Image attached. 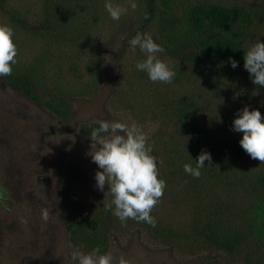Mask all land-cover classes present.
<instances>
[{"label": "trees", "instance_id": "obj_1", "mask_svg": "<svg viewBox=\"0 0 264 264\" xmlns=\"http://www.w3.org/2000/svg\"><path fill=\"white\" fill-rule=\"evenodd\" d=\"M16 1L24 0H0V24L13 29L14 42L19 35L37 37L42 47L25 64L18 59L24 52L18 46L12 74L0 77L2 83L68 121L73 94L82 87L84 93L78 95L87 94L96 81L93 74L107 83L115 64L114 95L123 102L122 116L147 133L158 178L166 183L150 213L156 220L152 227L134 219L121 223L108 207L110 201L104 210L83 211L65 188L64 177L57 196L69 245L85 252L99 248L102 254L109 236L131 234L136 226L172 255L194 264H264V162L250 158L239 144L241 134L232 130L237 109L245 105L264 116V87L251 82L242 49L257 38L263 42L264 0H134L141 9L124 32L117 30L118 21L109 17L104 0H39L34 19L15 7ZM120 5L128 9L120 19L135 10L129 0ZM83 12L89 19L80 22ZM96 27L106 30L104 35ZM137 32L151 34L163 46L165 52L158 56L176 73L171 83H154L137 69L130 72L140 61L135 56L139 49L128 46ZM229 57L238 61L237 68L230 66ZM82 130L89 137L90 128ZM201 150L211 154V163L206 160L194 178L182 165L195 166L191 158ZM165 195L178 201L175 218L170 207L164 210Z\"/></svg>", "mask_w": 264, "mask_h": 264}, {"label": "rangeland", "instance_id": "obj_2", "mask_svg": "<svg viewBox=\"0 0 264 264\" xmlns=\"http://www.w3.org/2000/svg\"><path fill=\"white\" fill-rule=\"evenodd\" d=\"M122 1L116 4H121ZM38 3L39 0H24L16 1L13 5L21 11L27 10V16L34 19L38 12ZM140 9L138 6L131 14L120 19L117 30L124 32L134 24ZM78 17L80 22H84L89 19V13L83 12ZM97 30L103 35L106 31ZM262 39L264 42V31ZM15 42L16 47L21 46V50H24L18 59L25 64L31 61L33 55L30 54L42 47V41L37 37L25 39L19 35ZM135 56L139 60L144 59L142 53ZM84 63L82 60L81 65ZM128 63L127 70H130L132 63L130 60ZM134 70L136 67L130 72ZM117 72L118 67L114 64L107 83L102 84L99 82V75L93 74L96 81L90 88L87 87V94L78 95L83 92L82 87L70 99L73 114L68 121L58 120L0 79V186L7 190L6 195L0 198V264H45L47 257H52L57 264H70L68 255L71 253L72 256L75 249L69 247L67 227L60 212L56 192L62 186L64 177L68 181L65 188L75 195V204L83 211L104 210L102 205L111 202L112 199L108 197L105 189L100 191L95 187L94 175L99 169L86 155L91 141L82 129L88 126L91 130L98 126L100 120L110 121L114 117L125 124H133L122 116L125 115L123 102L114 95L117 94L114 86ZM64 86L67 88L68 84L64 83ZM139 88L142 91L140 86ZM154 93L155 91L152 95ZM144 129L148 131L149 127ZM155 131L157 130L151 133ZM159 145L165 153L166 150L160 142ZM13 163H18L20 168L15 169L12 176ZM18 177H22V189L19 188ZM12 180L15 181L13 184ZM32 188L37 191L35 199L38 197L47 207L49 220L57 225V235L52 240L51 249L42 236L37 237L43 230L34 229V220L21 224V219H25L26 207L34 205L35 199H24L25 190L30 191ZM17 191L19 197H15ZM171 198V195H165L164 210L170 207L175 218L178 201ZM5 205L10 210H6ZM107 214L109 213H104L105 216ZM169 214L172 215V212L169 211ZM121 226L120 223L116 226L118 231L123 230ZM17 228H20L19 232L16 231ZM134 229L136 231L131 234L121 235L116 232L109 236L106 252L112 254L114 264H118L121 257L130 264H194L177 258L174 253L172 255L165 245L152 240L138 227L135 226Z\"/></svg>", "mask_w": 264, "mask_h": 264}, {"label": "clouds", "instance_id": "obj_3", "mask_svg": "<svg viewBox=\"0 0 264 264\" xmlns=\"http://www.w3.org/2000/svg\"><path fill=\"white\" fill-rule=\"evenodd\" d=\"M130 7H137L134 0H129ZM104 8L113 21H119L128 9L116 4L113 0H104ZM132 49H139L144 59L135 65L137 71L146 73L152 82L171 83L176 73L169 63L159 58L164 53L162 45L153 40L151 34L137 32L128 41ZM243 49V67L249 73L254 85L264 87V42L257 38ZM17 47L14 42L13 29L0 24V77L12 74L16 64ZM230 66L235 69L238 61L229 57ZM240 93L233 98L236 99ZM232 130L240 133L239 144L252 159L264 162V116L258 108L250 110L248 105L237 109L232 121ZM90 148L86 153L97 165L95 187L107 191L113 199L108 205L113 215L121 223L128 219L142 221L155 227L156 220L150 214L159 202L166 187L164 179L158 178L159 171L156 158L152 155V146L142 127L116 121L100 120L97 127L89 132ZM192 163H183V171L194 178H199L205 161L211 163V154L201 150ZM6 189L0 186V198L6 195ZM114 206V208H113ZM47 212H42V219H47ZM70 264H114L111 253L100 252L93 248L90 252L77 250L70 257ZM118 264H130L121 257Z\"/></svg>", "mask_w": 264, "mask_h": 264}, {"label": "flooded vegetation", "instance_id": "obj_4", "mask_svg": "<svg viewBox=\"0 0 264 264\" xmlns=\"http://www.w3.org/2000/svg\"><path fill=\"white\" fill-rule=\"evenodd\" d=\"M18 168H20V165H18V163H13V167H12V170H11V175L14 173V170L15 169L18 170ZM18 178L19 179L17 181L19 182V188L22 189V187H23L22 177H18ZM9 181H10V179H9ZM14 182L15 181L12 180V184ZM19 192H20V190H19ZM19 192L18 191L16 192L15 197H19L20 196ZM36 194H37V191H35L33 188L30 191H28L26 189L25 193H24V199L29 198L30 200H33V199H35ZM5 209L6 210H10V207H7V205H5ZM45 211L47 212V207L43 204V201H39V199L37 197L35 199V201H34V205H31L30 207H26L25 219H21V224L29 223L30 221L34 220L35 224H36L34 229L43 230L42 233L37 234V237H41L42 236L43 240H46L49 243V249H51V247L53 245L52 244V240L57 235V225L55 224L54 221H50L49 220L48 212H47L48 218L46 220L42 219V212H45ZM34 214H35V217H34ZM5 217H6V215H5ZM19 229L20 228H17L16 231L19 232ZM67 232H68V229H67ZM68 242H69V232H68ZM69 247L75 249L73 254L77 250L84 251L82 248L73 247V246H69ZM70 257H71V253H69V255H68V260L70 259ZM45 262H46L45 264H57L56 261L54 259H52V257H47Z\"/></svg>", "mask_w": 264, "mask_h": 264}, {"label": "water", "instance_id": "obj_5", "mask_svg": "<svg viewBox=\"0 0 264 264\" xmlns=\"http://www.w3.org/2000/svg\"><path fill=\"white\" fill-rule=\"evenodd\" d=\"M57 191H58V190H57ZM57 191H56V192H57Z\"/></svg>", "mask_w": 264, "mask_h": 264}]
</instances>
